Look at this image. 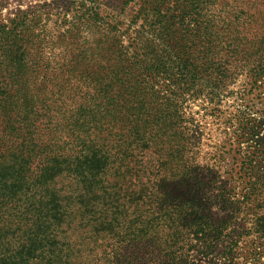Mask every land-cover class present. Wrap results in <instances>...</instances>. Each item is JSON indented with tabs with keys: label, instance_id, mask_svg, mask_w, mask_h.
<instances>
[{
	"label": "trees",
	"instance_id": "1",
	"mask_svg": "<svg viewBox=\"0 0 264 264\" xmlns=\"http://www.w3.org/2000/svg\"><path fill=\"white\" fill-rule=\"evenodd\" d=\"M17 2L0 264H264V0Z\"/></svg>",
	"mask_w": 264,
	"mask_h": 264
},
{
	"label": "rangeland",
	"instance_id": "2",
	"mask_svg": "<svg viewBox=\"0 0 264 264\" xmlns=\"http://www.w3.org/2000/svg\"><path fill=\"white\" fill-rule=\"evenodd\" d=\"M17 1H19V3H22L23 6L27 5L28 3L40 5V4H43L45 2L52 3L53 1H57L59 7H61V8H56L55 5H50L51 7L49 9H46L47 12L57 13V12L64 11L62 6H64L65 5L64 2L68 1V0H1L3 5L6 6V8L1 10V12H2L1 17L2 18L6 17L8 15L12 16V13H9L7 11V9L13 8L16 5V3H18ZM36 8L37 7L34 6L33 10H36ZM263 51H264V49H263ZM262 59H264V57H262V53L259 51L253 57L243 60L238 67H239V69H244L245 71H247L248 67H251L253 65V63H257V62L261 61ZM262 63H264V61ZM255 103H256V101H255ZM230 104H233L232 100L227 101V105H230ZM261 105H262V103H258L256 105V107H260ZM191 108H192V111L196 112V114H194L195 118L198 121H200L199 123L202 124V126H204L203 133L205 134V136H203L202 141H204V142L207 141L206 137H211V139L213 141H216L219 138V134L215 128V125H213L208 118H204L202 116L203 111L199 109L198 103L193 104L191 106ZM196 264H209V263L207 260L203 259V260H196Z\"/></svg>",
	"mask_w": 264,
	"mask_h": 264
}]
</instances>
